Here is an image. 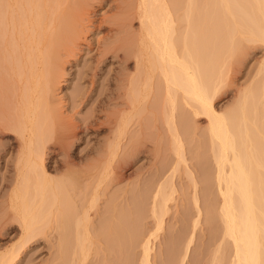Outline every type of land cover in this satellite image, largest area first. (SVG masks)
<instances>
[{"label":"bare ground","instance_id":"obj_1","mask_svg":"<svg viewBox=\"0 0 264 264\" xmlns=\"http://www.w3.org/2000/svg\"><path fill=\"white\" fill-rule=\"evenodd\" d=\"M102 6H107L111 15H97ZM106 18L109 19L105 21ZM91 31L103 33L101 40L96 41L101 59L115 56L125 63L131 54L133 68L129 70L131 74L120 70L122 73L116 77L117 92L113 93L119 99L121 109L107 116L108 139L99 149L101 156L80 167L74 155L68 152V146L72 139L98 129L101 123L96 121L95 115L81 122L66 117L61 110L63 99L58 93L66 67L74 63L84 45L90 49L91 42L87 37ZM243 37L247 41H259L264 46V0H0V135L6 132L15 134L12 148L16 150L13 184L0 204V228L19 230L18 243L0 253V264H13L20 249L32 237L41 234L43 228L51 226L61 230L58 237L64 246L58 247H67L72 242L68 253L61 249L65 251L61 256H67L62 257L66 263L85 264L89 244L94 238L90 232V228L95 229L93 218L101 216L98 212L100 196L112 182L124 178L122 163L126 161V148L132 135L129 126L132 117L140 113L134 114L132 110L143 107L142 103L150 99L160 100L162 120L176 157L173 164L186 159L182 158L181 150L185 148H182L180 135L186 137L190 132L191 115L206 121L205 133H208L212 145L214 176H210L211 172L209 174L207 170L201 180L197 179L206 184L207 189L215 185V196L219 198L214 196L212 199L217 198V210L209 198L202 205L206 220L221 223L223 245L220 244L222 252L218 262L264 264V178L259 174L260 170L264 172V152L259 153L261 157L255 155L258 150H254L256 147L249 133L251 118L248 119L246 110L251 104L252 97H248L252 91L243 95L227 113L221 112L212 101L222 78L226 77L223 74L227 72L221 75V71L230 66L227 61L237 47L240 49ZM107 39L110 41L104 43ZM262 63L258 73L263 76L261 74L259 89L255 86V91L260 90V96H257L262 100L261 108H264V58ZM182 105L186 108L180 110ZM250 109L253 112L256 108L253 105ZM142 133L140 127L136 141L141 140ZM203 140L204 137L199 140L198 149H194L198 150V159L207 155L200 150L202 145L205 146ZM59 154L63 157L57 158ZM46 160L57 163L53 170L62 169L60 176L52 174ZM172 166L159 181L160 172L156 173L152 186L146 190L154 231L163 228L162 217L174 192L172 173L178 168ZM187 172L194 193L192 199L198 208L194 190L196 181L189 169ZM127 205L117 207L121 216L115 212L124 226L127 225ZM114 210L112 205L107 206L104 216ZM194 217L191 226L195 227L198 220L196 215ZM120 226L119 223L114 230L107 229L111 230V237L114 234L111 238L116 242L114 247L118 244L122 249L128 245L123 249L126 253L122 254L126 255L123 261L120 258L122 264L130 257L125 249L129 246L133 249V244L141 248L138 263L152 264L155 260L151 259L149 241L150 236L154 237L158 232L155 235L141 230L127 232L126 227L123 231ZM112 241L109 249H112ZM189 242L190 237L185 242L184 253L179 254L178 264L186 255Z\"/></svg>","mask_w":264,"mask_h":264},{"label":"rangeland","instance_id":"obj_2","mask_svg":"<svg viewBox=\"0 0 264 264\" xmlns=\"http://www.w3.org/2000/svg\"><path fill=\"white\" fill-rule=\"evenodd\" d=\"M96 13L97 15L104 14L105 16H107V15H111L112 11L111 10L108 11L107 6H102L98 8ZM108 19L109 18H106L105 21ZM102 35L103 33L99 31L90 32V34L87 37V39L91 42L90 49H88L84 45L81 52H79V54L75 56L74 63L66 67L63 75L64 76L63 84L61 85L62 87L60 88L61 91H59L58 93V95H60L63 99L61 110L63 114L66 115V117L81 122L83 119L90 118L93 117V115H95L96 121L101 123L98 129L92 130L90 132H84L80 134L78 138L72 139L71 140L72 143H70V145L68 146V152L74 155V158L77 161L78 166L80 167L87 165L91 161L92 162L95 161V159L101 156L99 153V149L107 143L106 140L108 139L106 138L107 128H109L106 122L107 116L109 115V113L112 114L114 111L116 112V110L118 111L121 109L119 99H117L115 96L116 94H114L117 92L116 77L119 76L120 73H122L121 72L122 70L128 71L131 74L132 73L131 69L133 68V64H132L133 58L131 57L132 56L131 54L129 57L130 59L125 63H123L120 59L118 60V58L115 56H110L105 60L100 58V55L96 50L97 47L96 41L101 40L100 38L102 37ZM108 41H110V39H107L104 43H107ZM240 42L241 43L239 47L241 50L237 47L238 49L237 51H239L240 53L238 52L239 54H237V51H235L236 54L234 52L233 56L237 55V57L232 56L231 59L229 58L230 61H227L228 62L227 65L230 64V66L229 67L225 66V69L221 71V75L223 74L224 71L228 73L227 74L224 72V74L227 75L223 74V76H226L224 77L226 81H224V78H222L221 82L222 81L223 82L218 86L216 93L212 97V101L214 100L213 103L216 108H218L221 112L227 113L228 110L233 109L232 107L235 106L238 101H240L243 95H248L247 92L252 91L251 93L249 92L250 95L248 98L250 99L252 97L253 99L251 98L249 100V103L251 104L250 105L248 104L247 106L248 109H250L254 105L256 109L253 110V112L252 109L250 110L247 109L246 111H248L249 113L246 112V114L248 115V119L251 118L249 120L250 124H248V126H250L249 128L251 132L249 133H250V138L252 139L251 140L252 144L256 148H259L261 146L259 149L254 148V150L259 151V152L257 151L258 153L255 151L256 152L255 155L261 157L259 153L263 154L264 152L263 149L264 143L262 142L264 139L262 138V136L264 135L263 134L264 127H261L264 126V122H263L264 115L262 114V112L264 113L263 111L264 108H261V106L263 105L260 104V101L262 102V100L260 99V97H258L260 96L258 95L259 94L258 92H260V90L255 91L256 90L255 86L258 85V80L261 79L260 77L263 76V74L262 73L259 74L258 71L262 67L260 65L263 64L262 61L264 58L263 55L264 46L259 41L258 42L254 40L247 41V39H245L244 37L240 39ZM93 71H95V74H93ZM91 80H93L92 84H91ZM253 88L254 90H252ZM258 89L259 87L257 86V90ZM110 92H112V94ZM253 95L255 96L256 99L254 98ZM150 100L151 101L142 103L144 108L140 105L141 107L139 109H136L135 111L134 109L132 110L133 113L134 112L136 113L140 112V113L139 114L134 113L135 116L132 117L131 125L129 126L130 135L131 133L132 135L129 140L130 142L127 144V148H126V150L128 149L126 151L128 153L126 154L125 157L126 161L122 163V167H123L122 172H124V178L121 181L112 182L104 191L105 192L104 195L100 196V199L98 201V212L101 213V216L103 217L99 215L93 218V221L95 222L94 224L95 229L96 228L99 229L97 230L98 231L97 232L95 231L94 228H90V232L91 231L93 232V233L91 232V235L95 239L93 238V243L89 244L88 255L85 260V264H99V263L103 264V262L110 264H122L123 261L122 258L126 256V255L125 256L122 255V254H126L123 249L127 248L128 245L127 247H123L122 249L121 247L119 248V246H117L118 244L115 245L114 247V244L116 242L112 241L111 239L114 237V234L113 237H111L110 236L112 235L111 230L109 231L107 229V228L113 229L116 227V225L119 227V223L121 225L120 228H122L123 230V227L124 228L126 227L127 232L141 230L144 233L154 232L153 235H155L158 232L157 233L158 235L154 237H152L151 235L149 241L151 244L150 246H152L151 250L149 251L151 255V259L152 261L155 260L153 261L152 264H160V263L178 264L180 257L185 251V245H186L185 242L189 237H190V242L188 243L187 246V252H185L186 257L185 256L183 257L181 264H220V262H218L219 260L217 259L218 257H220L219 255H221L220 254L222 252L221 245H223L222 235H221L222 227L220 226L221 223L217 221L216 223H218L219 225L217 224L216 226L215 222L212 221L209 222V220H206L204 206H202L203 204L205 205V202L206 203L208 201L210 202L215 197L218 198V196H215L217 195V192L215 190L216 188L214 187L215 185L213 186L211 184L212 186L208 188L210 191H208L207 186H205L206 184H203V182L200 183V181L198 180L201 178L203 172L207 170L209 171V174L211 172L210 176H214L213 175L214 160L212 158L213 156L212 149H210L212 145L210 143L208 133H205L207 132L206 121L204 120V118L194 117L191 114H189L191 115L190 117L191 133L189 132L186 137L182 135L184 138H182V136L180 135V140L183 143L182 144L183 146L182 145L181 146L182 148H185L183 149V151L181 150L183 155L182 158L183 157L186 158L184 162L187 164V167L183 161H178V162L176 161V164H173L175 163L176 157L172 149V146H170L171 143L170 135L167 134L165 122L164 120H162L163 118L160 111L161 104L159 103L160 100L159 101L157 99L154 100L150 99ZM256 103L258 104L256 105ZM183 107L186 108L185 105H182V107H180V110L183 109ZM259 110H261V112ZM133 113L132 115H134ZM254 115L255 118L253 117ZM256 117L257 118L260 117L261 120L257 119ZM253 118L255 121L253 120ZM135 121L140 122L141 125L140 126L137 125ZM253 122L258 124V126L254 125L255 123L253 124ZM252 124L253 126H251ZM140 127L142 128V131L144 133L140 135L141 140L136 141ZM260 128L261 129L263 128V132L261 131ZM158 130H160V132H158ZM259 134L261 135V137ZM13 136H15V134H13L12 132H6L0 135V204L3 201V199L6 198L13 184V178L15 175L14 164H15L16 150L12 148ZM203 137H204L203 141L205 143L204 142L202 143H204L205 146L202 145V148L200 150L203 151L205 155L206 154L207 155L205 157L204 156L201 157L200 154L201 159H198L197 156L198 154H196L198 153V150H194V149L195 148L198 149L199 140L201 141ZM57 156H58L57 158L63 157L62 154H59ZM46 163L51 167L52 170L53 168L57 167L56 166L57 163L54 162V160H50V161L46 160ZM172 164L174 166V169L178 168L177 169L178 171L173 170L172 173L173 175L172 184L174 187L173 190L174 192L173 194H171L172 197H170L169 200L167 201V208H166L167 211L163 214L164 216L162 217L163 228L161 227L162 229L160 228V230L158 229L154 231L156 228L153 218L151 217L150 198L149 195L146 193V190L147 187L152 184V180L156 176V173L158 174V172H160V176L158 177L159 179H157V181L161 180L162 179L161 176L163 175L162 177H164L165 176L164 174H167V172L169 171L167 169H170ZM188 169L191 171L196 181L195 186L197 188H194V190H196L195 197L197 199L198 208L195 207L192 199L194 193L192 192L193 189H192V185L190 184L191 182L189 175H187ZM61 170H57L56 172L53 170L52 174H55V176L56 175L60 176L61 173L63 172V171L61 172ZM185 170L187 173L185 172ZM261 171L262 170L259 171V174L261 173L260 176L264 178V175H262L264 172ZM211 187L213 188V190L211 189ZM214 191L215 194L213 193ZM144 195L146 197H144ZM108 196L111 197L109 198ZM217 198L214 199V201L213 200L211 201V203L213 202L215 204V205L213 204L214 207L218 206V202L215 201L217 200ZM125 204L126 205L128 204L127 206L129 209H127V211L128 210L129 211L128 213L126 211L125 220L127 221L126 222L127 225L124 226L123 222H120L121 217L119 218V216L121 215L119 214H121V212L118 213L119 209H117V207L119 208L120 206H124ZM109 205H112V207L115 210L111 213L110 212L108 214L106 213L105 214L107 216L106 217L104 216L103 211L105 212V208ZM113 205H115L116 207H114ZM216 207L215 209L217 210ZM197 209H199L198 212L200 211V216H198L199 214H197ZM116 211L119 216L116 215L115 213ZM133 212H136L137 215L136 213ZM113 215L114 217L110 218V216ZM195 215L197 216L198 222L196 221L197 222L196 226L194 227L192 225L193 226L192 227L191 223L193 218H195L194 217ZM99 220L104 225L101 224ZM106 222L108 225L106 224ZM100 224L103 225V227L100 226ZM217 227H219V229ZM42 232L41 234L34 236V238L32 237V239L29 240L24 245L23 249H20L21 253L19 252L18 256L13 261V264H65L67 262L65 258L64 259L62 258L66 256V254L64 256H61V253L64 254L65 252L64 250H66V252L68 253L69 250L71 249L69 245H72V242L70 241L67 247L66 245L65 247L62 246L58 247L60 245L64 246V243L62 244L63 240L60 238L61 239V244H60V239L58 237V233H61V230L59 228L58 229L54 228V226L43 228ZM189 233H191L190 234L191 236L189 235ZM18 235H19L18 228H0V253H2L10 245L17 244L18 241L16 240L18 238ZM108 238L112 241V243L114 242L113 244L111 243L112 249H109L111 247H108L110 244L109 243L110 240ZM126 238L128 237L126 236ZM185 238L186 240H184ZM120 244L121 243H119V245ZM120 246L123 245L121 244ZM68 247L70 249H68ZM129 248L131 249V251L128 250ZM129 248L125 250H127L126 251L127 254L130 253L129 254L130 257H127L128 260L124 258L126 259L125 261H128L130 264L133 263L139 264L138 262L140 259L141 248L139 247L138 244L135 246L133 244V249L132 246H129ZM116 254H119L120 257ZM120 258L122 259V261L120 260ZM62 259L64 260L65 263L62 261ZM128 262L125 263L128 264Z\"/></svg>","mask_w":264,"mask_h":264}]
</instances>
